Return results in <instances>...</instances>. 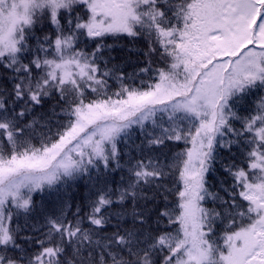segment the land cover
<instances>
[{"label": "snow or ice", "instance_id": "obj_1", "mask_svg": "<svg viewBox=\"0 0 264 264\" xmlns=\"http://www.w3.org/2000/svg\"><path fill=\"white\" fill-rule=\"evenodd\" d=\"M0 264H264V0H0Z\"/></svg>", "mask_w": 264, "mask_h": 264}]
</instances>
